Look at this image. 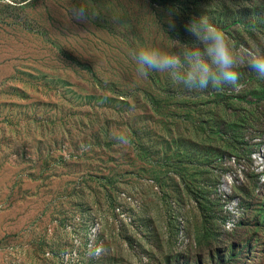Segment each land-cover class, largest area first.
Wrapping results in <instances>:
<instances>
[{
	"label": "rangeland",
	"instance_id": "1",
	"mask_svg": "<svg viewBox=\"0 0 264 264\" xmlns=\"http://www.w3.org/2000/svg\"><path fill=\"white\" fill-rule=\"evenodd\" d=\"M201 15L264 55V0H0V264H264V77L130 56Z\"/></svg>",
	"mask_w": 264,
	"mask_h": 264
},
{
	"label": "clouds",
	"instance_id": "2",
	"mask_svg": "<svg viewBox=\"0 0 264 264\" xmlns=\"http://www.w3.org/2000/svg\"><path fill=\"white\" fill-rule=\"evenodd\" d=\"M87 9L76 11L78 19L87 18ZM169 26L174 27L170 19ZM186 31L195 37L199 46L181 44L178 51H165L150 45L140 46L130 52L141 76L151 72L168 75L176 85L186 88L205 89L223 84L236 85L238 69L246 65L260 77H264V55L252 49L237 51L225 33L211 23L206 15L193 18L185 24ZM117 139L127 143V137ZM99 254V252H97Z\"/></svg>",
	"mask_w": 264,
	"mask_h": 264
}]
</instances>
